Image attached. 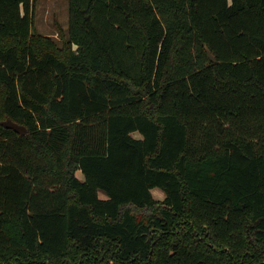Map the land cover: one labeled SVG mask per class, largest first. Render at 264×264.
Returning a JSON list of instances; mask_svg holds the SVG:
<instances>
[{"label": "trees", "instance_id": "trees-1", "mask_svg": "<svg viewBox=\"0 0 264 264\" xmlns=\"http://www.w3.org/2000/svg\"><path fill=\"white\" fill-rule=\"evenodd\" d=\"M34 5L0 0V264H264V0H69L61 43Z\"/></svg>", "mask_w": 264, "mask_h": 264}, {"label": "rangeland", "instance_id": "rangeland-1", "mask_svg": "<svg viewBox=\"0 0 264 264\" xmlns=\"http://www.w3.org/2000/svg\"><path fill=\"white\" fill-rule=\"evenodd\" d=\"M69 26V0H35L34 30L42 35H49L61 43L62 32L66 35ZM135 136L141 137L137 131ZM82 177V173L79 171ZM156 198L163 199L165 193L160 188H154Z\"/></svg>", "mask_w": 264, "mask_h": 264}, {"label": "water", "instance_id": "water-1", "mask_svg": "<svg viewBox=\"0 0 264 264\" xmlns=\"http://www.w3.org/2000/svg\"><path fill=\"white\" fill-rule=\"evenodd\" d=\"M210 55H211L212 59H215V57L211 53H210ZM3 123L7 127L14 128L15 130H17L21 134L27 133V128L24 125H21L15 121H13L12 119H7Z\"/></svg>", "mask_w": 264, "mask_h": 264}]
</instances>
